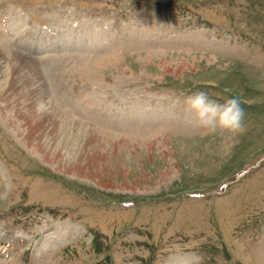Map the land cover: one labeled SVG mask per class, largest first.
<instances>
[{"label":"rangeland","instance_id":"rangeland-1","mask_svg":"<svg viewBox=\"0 0 264 264\" xmlns=\"http://www.w3.org/2000/svg\"><path fill=\"white\" fill-rule=\"evenodd\" d=\"M0 56L52 115L0 100V264H264V0H0ZM198 91L246 130L200 127Z\"/></svg>","mask_w":264,"mask_h":264},{"label":"bare ground","instance_id":"bare-ground-1","mask_svg":"<svg viewBox=\"0 0 264 264\" xmlns=\"http://www.w3.org/2000/svg\"><path fill=\"white\" fill-rule=\"evenodd\" d=\"M24 70L25 71L27 70L28 71L27 73L32 74V75H36L39 72L37 66H35V64L32 60H28V62H27L23 57L19 58V63L13 65V68H12L13 76L10 80H8V83H7V85H8L7 90H9V95H6V96H5V94L0 95V100L6 101V104H8V105H6V107L9 108V110L17 109L18 114L21 117H23L24 121L28 122L29 126H32L33 129H38V130L41 129L44 132H47V131L51 130V128H52V125H51L52 121H50V119L52 118V115H50L49 113H46V112H42L37 106L38 105L37 100L40 96V95L38 96V94L42 93V89H40V87H42L43 85L42 86L39 85V87H38V84H36V83L34 84L32 82V80H30L31 77L30 78L28 77L29 75L23 74ZM17 76L19 79L17 78ZM20 80L23 81V85L26 86V88L23 85L22 86L18 85V81H20ZM11 115L12 114H10V116ZM6 118H7V116H6ZM7 119L10 120L11 118H7ZM48 123H50V124H48ZM90 131H94V130H90ZM31 133H33V132H31L29 129L28 132H26V133L24 132L22 134L26 135L25 137L28 138L29 135H31ZM94 134H95V131L92 133V137L95 136ZM96 137H98V136H96ZM37 151L39 152V154L42 157L43 153L41 151H39V148H37ZM43 157L48 159V160H46L48 162H51L53 160V159L47 158L45 156H43ZM60 166L62 167L63 164H61ZM75 170H77V169H75ZM63 230H65V229H63ZM68 230L69 229H67L65 231L68 232Z\"/></svg>","mask_w":264,"mask_h":264},{"label":"clouds","instance_id":"clouds-1","mask_svg":"<svg viewBox=\"0 0 264 264\" xmlns=\"http://www.w3.org/2000/svg\"><path fill=\"white\" fill-rule=\"evenodd\" d=\"M185 103L202 128L211 131L223 130L233 134L243 133L246 130L245 112L242 108V100L238 96L227 98L221 104L209 99L206 92L198 91L188 96Z\"/></svg>","mask_w":264,"mask_h":264}]
</instances>
